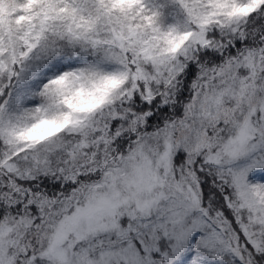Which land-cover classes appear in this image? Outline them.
Segmentation results:
<instances>
[{"label":"snow or ice","instance_id":"snow-or-ice-1","mask_svg":"<svg viewBox=\"0 0 264 264\" xmlns=\"http://www.w3.org/2000/svg\"><path fill=\"white\" fill-rule=\"evenodd\" d=\"M0 264H264V0H0Z\"/></svg>","mask_w":264,"mask_h":264}]
</instances>
